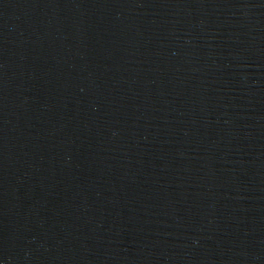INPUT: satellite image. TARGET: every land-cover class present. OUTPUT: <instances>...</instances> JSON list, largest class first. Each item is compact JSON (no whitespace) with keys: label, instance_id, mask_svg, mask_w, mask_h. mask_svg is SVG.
<instances>
[{"label":"water","instance_id":"water-1","mask_svg":"<svg viewBox=\"0 0 264 264\" xmlns=\"http://www.w3.org/2000/svg\"><path fill=\"white\" fill-rule=\"evenodd\" d=\"M0 264H264V0H0Z\"/></svg>","mask_w":264,"mask_h":264}]
</instances>
